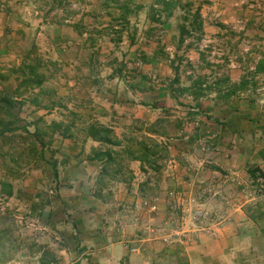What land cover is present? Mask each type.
I'll use <instances>...</instances> for the list:
<instances>
[{
	"label": "rangeland",
	"instance_id": "rangeland-1",
	"mask_svg": "<svg viewBox=\"0 0 264 264\" xmlns=\"http://www.w3.org/2000/svg\"><path fill=\"white\" fill-rule=\"evenodd\" d=\"M109 1L112 4L101 6L100 0H0V71L6 76L10 74L2 87L14 95L21 77V72L14 70L24 62L39 63L46 79L44 91L22 88L23 102L16 110H21L19 124L27 125L30 133L39 127L45 141L52 140L44 156L35 152L21 137L12 143L0 140V213L3 217L0 228L4 229L0 239V264H41L44 254L49 264H264V177L261 175L264 162H255L253 166L260 169L257 179L249 173L248 165L233 167L237 172L240 170V174H232L209 162L213 143H208L206 149L202 144L203 139L214 134L207 133L206 138L195 139L193 133L197 123L173 130L171 122L166 121L171 119L170 108L159 111V119H155L158 116L155 113L146 121L135 120L130 126L123 122L113 124L117 127L114 128L116 134L125 139L124 145L138 147V141H145L152 147L153 142L145 137L156 124L158 131L164 129L163 138L156 136V139L168 148L176 139L189 142L190 145L181 148L178 154H173L170 148L168 154L161 149L156 168L147 166L145 173L125 153L120 157V163L112 164L107 171L103 170L104 161L87 159L93 147L101 146L88 138V125L99 122L109 126V100L99 95L109 94V81H94L88 87L89 81L76 80L80 74L75 69L79 66L75 61L81 63L93 51L97 53L98 48L101 52L98 50L95 57V70L100 60L103 61L100 67L109 64V51L112 57L116 55L118 62L115 65H119L123 50L117 47L125 45H119L120 42H129L131 35L124 33L119 38L118 33L125 22L117 14L128 13L138 5L136 0L127 3L126 7L121 6L125 0ZM152 1H145L151 6L147 4L144 10L150 8L151 12L161 14L162 21L178 33L173 35L160 30L148 35L152 44L148 43V49L144 51L152 55L155 47L164 43L158 54L165 61L160 71L147 69L149 89H165L174 75L179 76L183 87L189 82V75L195 77L196 86L207 83L216 87L214 77L227 73L225 67L231 59L240 63L242 58L241 62L247 65L245 75L247 78L252 75L249 65L253 55L249 52L253 48L245 50L244 47H252L256 40L253 32L240 34L232 26L227 28L224 36L237 37L236 48L233 40L229 43L221 41L218 32H208L209 36L195 33L182 45L178 44L179 26H189L199 9L207 25H221L220 16L214 9L218 0H176L172 9ZM96 4L99 5L95 8H98V14L92 16ZM249 6L247 4L243 9ZM94 23L106 24L104 29L107 30L96 40H91L95 39L91 28ZM204 37L217 39L214 44L221 55L200 50ZM138 40L144 43V35H139ZM262 40L264 47V38ZM242 43L244 45L239 46ZM59 44L63 46L62 51L66 45L70 49L61 53L56 49ZM83 44L85 49L82 51ZM193 54L195 67L189 57ZM105 67L108 68L100 71V75H109V66ZM87 72L86 69L83 73ZM81 85L85 90L81 91ZM257 85H264V82L259 80ZM98 86L104 92H100ZM182 94L183 101L186 97ZM212 94L216 96V93ZM255 94L264 105V95L256 91ZM34 97H38L40 105L33 102ZM156 100L153 96L148 101L154 104L159 101ZM166 101L170 105L174 103L168 95ZM81 103H86V107ZM54 122L70 125L71 136L63 137ZM176 157V162H170ZM54 160L59 162L58 180L51 164ZM130 169L137 174L131 173ZM3 183L11 185L12 195L3 190ZM77 189H82L83 193L79 194ZM171 191H175L177 197H172ZM141 199L157 201L158 209L149 210L141 204ZM201 208L208 212L205 219L197 217L196 211ZM81 216L83 220L87 219L84 225L75 223ZM176 224L181 226L182 234L164 242L163 237L170 235ZM72 237H109L113 242L120 239L124 244L106 257L99 256L101 248L96 244L75 252L77 241L71 240ZM123 245L129 250L126 255ZM132 248H138V251ZM205 248L217 257L207 261Z\"/></svg>",
	"mask_w": 264,
	"mask_h": 264
},
{
	"label": "crops",
	"instance_id": "crops-1",
	"mask_svg": "<svg viewBox=\"0 0 264 264\" xmlns=\"http://www.w3.org/2000/svg\"><path fill=\"white\" fill-rule=\"evenodd\" d=\"M132 1L133 0H125L121 6L124 7L127 3ZM136 1V3H138L137 9H131L132 12L128 11V13L121 11L117 14V16H120L125 22V25L121 27L122 31H119L118 33L120 35L119 38H121L124 33L131 35L129 37V42H120L119 45H125L117 47V49L123 50L119 65H115L116 62H118L116 55L112 57L110 55L111 51H109V64L106 63L100 67V64H102L101 62H103L100 60L97 63L99 64L97 65L98 69L95 70L94 62L97 61L95 57L99 54L98 48L97 53L93 51V54L95 55H88L86 59H82L81 63L75 61L77 65L79 64L75 69L78 70L77 73L80 74L76 80H79L80 82L89 81V84L87 85L88 87H91L90 85L94 81H109V94L99 93L100 96L103 98L107 97L109 100V127L113 129L117 128L116 126H113V124L116 123V125H118L121 122L130 126L135 120L143 119L146 121L149 117L155 115V113L158 115L155 119H159L161 118L158 114L159 111H162L163 108H170L171 115L169 118L171 119L166 121L169 123L171 122L170 127L173 130L179 129L190 123H197L198 127L193 133L195 139L198 138L201 140V138L205 137L207 133L214 134L215 140L212 145L215 149L213 148L212 153L208 155L209 162L216 163L220 168H224V170L226 169L232 174H240V170L237 172L233 167L248 165L247 169L249 170L250 168H254L253 166L255 165V162H264V126H262V124H264V105H261L262 103L255 94L258 81L260 80V82H264V51L260 52V49L264 50V47L261 45V40L264 38V0H218L214 9L217 10L216 15L218 14L217 16H220L218 18L221 21L219 22L221 25L212 27L207 25L206 20L203 19L205 36H209L207 35L208 32H218L221 34L218 35L221 41L229 43V40H233L232 42H234L237 37L232 39L228 35L224 36L226 34L225 32L228 30L227 28H231L232 26L233 29L237 30L235 32L240 34H243L244 31L250 33L253 32L252 36H254L256 40L252 42V47L246 45L244 47V49L253 48L252 51L249 52V55H253V61L249 65V68L254 72L253 79L250 80L247 78V75H245L247 65L241 62L242 58H240V63L238 62L239 67L232 69L227 65V67H225V70H227L225 75L214 77L217 83L215 90H211V92L208 91L209 94H206L204 97L200 96L199 99L195 98L194 91L196 89V82L193 81L195 80L193 75L188 76L189 82L186 87H183L180 83L179 76L174 75V78H169V83L165 89H160L158 91L149 89L151 87L146 84L148 80L147 69L149 68L151 70L160 71L162 67L164 68L165 61L164 57L158 54V51L161 50L164 43H160L161 47H155L152 55H148L149 52L144 51L148 49V43L152 44L151 37H148V35H152L160 30L163 33L176 35L178 31L174 28H170L166 21L163 23L155 21L153 18V12H151L150 8L149 11L144 10L148 6L147 4H149L150 7L151 3H146V0ZM153 2L155 3L158 1L153 0L152 3ZM100 4L101 6L104 4L109 6V4L112 3L109 0H100ZM247 4L250 6L243 9ZM96 7L99 8V5H93L94 9ZM98 8L95 9L96 11L92 12V16L98 14ZM40 16H42V18L45 17L44 15ZM113 16H115V14ZM202 18H205L203 14ZM105 26L106 24L99 25L94 23L91 28H93V36L95 39L91 40H96V38L103 35L107 30L104 29ZM139 35H144V43H141V39L138 40ZM145 35H147V37ZM215 40L217 41V39H214V41ZM234 44L236 48L238 41H235ZM143 45H146L147 47ZM243 45L244 44L242 43L239 46L242 47ZM61 46L62 45L59 44L57 46L58 48H56L61 53L64 51L68 52L70 49L66 45L64 46V51H62L61 49L63 46ZM84 47L83 44L81 47L82 51L85 49ZM169 47L171 48V46H168L167 48ZM99 52L101 51L99 50ZM189 57L194 63L192 66L195 67V55L193 54ZM170 61L175 62L173 60ZM242 64L244 65L243 68ZM104 65L109 66V75H104L103 73L100 75V71L108 68H104ZM221 66L213 67L218 68ZM86 69L88 72L83 73ZM164 70L166 71V69ZM171 71L172 67L169 69V72ZM190 72L191 70L187 73ZM227 84L230 87V92H220L219 87ZM81 88V91L85 90L82 85ZM98 90L104 92V89H101L99 86ZM86 91L88 92V90ZM212 93H216V96ZM181 94L186 97L183 101L180 96ZM166 95H168L170 100L174 102L171 103L172 105H170L169 102L167 103ZM153 96L154 98H157L156 101L159 100L157 103L153 104L150 103L151 101H148L149 98ZM210 96L212 98H210ZM130 98L133 101L130 100ZM81 106L86 107V103H81ZM115 110L118 111V114L115 113ZM196 118H199L202 121H199V119ZM191 119L193 120L191 121ZM163 133L164 129L161 132L159 131V134H154L153 136L163 138ZM188 143V141L176 139L173 145H170L169 148L173 154H178L181 152V148L190 145ZM184 152L185 151H182L183 154H185ZM178 157H176V159H170V162H176ZM134 161L140 166L139 161ZM174 167L176 168L177 165H174ZM220 168L219 171H224ZM133 173L135 175L137 174V172ZM176 175H178V173ZM77 192L81 194L82 189H77ZM74 206L81 207L80 204H75ZM82 218V216L77 217V219H75L76 223L78 224V222H80L79 225H84L87 219L83 220ZM97 233L99 234L100 232L98 231ZM72 239H74L75 242L77 241L75 252H79L82 248H87L88 245L96 244L101 248L99 249V256L102 255L106 257H109L113 251L121 249V244H124V241L120 239L117 240V242H113L109 237H72L71 240ZM208 241L210 240L207 239V242ZM206 249L207 248H205L204 251H206L205 256L207 261H212L217 257L216 254ZM128 253L129 250L124 246L123 254L126 255ZM190 264L193 263L191 262Z\"/></svg>",
	"mask_w": 264,
	"mask_h": 264
},
{
	"label": "trees",
	"instance_id": "trees-1",
	"mask_svg": "<svg viewBox=\"0 0 264 264\" xmlns=\"http://www.w3.org/2000/svg\"><path fill=\"white\" fill-rule=\"evenodd\" d=\"M157 1L158 3H162L166 8L169 9L174 6V3L176 2V0ZM171 12L172 11L168 13L169 16L172 14ZM153 18L159 23L165 22L162 21L161 14L157 12L153 13ZM185 19L189 20L190 18L185 17ZM179 29V45H182L186 41L188 36H192L195 33H200L201 36L204 35V22L200 9L197 10V12L193 15V19H191L189 26L180 25ZM14 71L21 72L19 85L17 86L14 95L12 93H9L6 89L2 87L3 81L9 79L10 74L6 76L4 73H2V71H0V140L5 143H12L15 138L21 137L25 140V143L29 144V146L35 152L38 151L41 153V156H44L46 148L49 145H52V140L46 142L43 137L44 133L39 127L36 128L34 132L30 133L28 131L27 125L19 124L22 121L20 114L21 110H16V108H20L19 105L22 104L20 102H23V100L21 99L23 95H21L20 93V90L22 88H25V90L39 89L40 92L44 91V83L46 81L45 75L43 72H41L38 62H24ZM203 85L204 83H200L198 86H196V89L194 91L196 99H199L200 96H204L203 94H206L207 91L215 90V87H212L211 85H207L206 87H204ZM219 88L220 92H223V87ZM229 92L230 89L227 93ZM32 100L35 104L40 105L38 97H34L32 98ZM54 104L56 103H53V105ZM159 122L161 121L159 120ZM53 125L63 137L71 136L70 125H66L64 122H54ZM157 125L158 124L154 125L153 128L150 129L149 135L145 137L153 142L152 147H150V145H148L145 141H138V147H134L129 144L124 145L125 139L121 138L118 134H116L113 128L99 122H92L87 127V136L88 138H91L94 142L99 143L101 146L93 147L92 153L87 157V159L104 161L103 170L107 171L108 167L110 170V166H112V164L120 163V157H122L123 153H125L129 156L130 160L139 161L141 170L147 173V166L154 168L155 164L157 165L159 163V158L157 157V155L159 154V152H161V149L167 152V154L169 153L168 146L153 136L154 134H159L158 129H156L158 127ZM155 126L157 127L155 128ZM20 131L23 133H18ZM23 134H26L28 137ZM132 139H134V137H132ZM51 164L53 167L54 176L57 180L60 179V172L58 167L59 162L54 160L51 161ZM155 170H160V167ZM257 172H260V169L258 167L249 169V173L254 179L258 178ZM131 173H133L132 170ZM261 175L264 177V172H262ZM3 190L7 192L8 195L13 194V189L11 188V185L9 183H3ZM62 202L66 203V200H62ZM2 218L3 217L0 213V219ZM3 232L4 229L0 228V239L2 237L1 235L3 234ZM41 264H49V261L46 260V254L42 255Z\"/></svg>",
	"mask_w": 264,
	"mask_h": 264
},
{
	"label": "built area",
	"instance_id": "built-area-1",
	"mask_svg": "<svg viewBox=\"0 0 264 264\" xmlns=\"http://www.w3.org/2000/svg\"><path fill=\"white\" fill-rule=\"evenodd\" d=\"M200 50L202 51V52H204V53H211V54H213V55H221V53H218L217 51H216V46H215V44H214V41H213V39L212 38H210V37H204L202 40H201V43H200ZM229 67H231L232 69H235V68H238L239 67V65H238V63H237V61L236 60H234V59H231L230 60V64H229ZM253 77H254V72L252 71V75L248 78V79H250V80H252L253 79ZM204 87H206L207 86V83H204V85H203ZM215 87V86H214ZM229 89H230V87H229V85H225L224 87H223V92L225 93H227L228 91H229ZM256 92L258 93V94H260V95H264V85H261V86H258L257 88H256ZM206 138V137H205ZM204 140V142H203V144H202V146H203V149H206L205 148V146H207L208 145V143H210V142H214V140H215V137L214 136H207V138L206 139H203ZM170 195L172 196V197H177V193L175 192V191H171L170 192ZM141 204L143 205V206H146L149 210H151V211H156L157 209H158V203H157V201H149L148 199H141ZM139 206V205H138ZM196 214H197V217H199V218H201V219H205L207 216H208V212L206 211V210H204V209H197V211H196ZM182 234V229H181V226L180 225H178V224H176V225H174V227L171 229V231H170V235H166V236H164L163 237V241L164 242H170L171 241V236H175V235H177V236H180ZM133 251H138V248H133L132 249Z\"/></svg>",
	"mask_w": 264,
	"mask_h": 264
}]
</instances>
